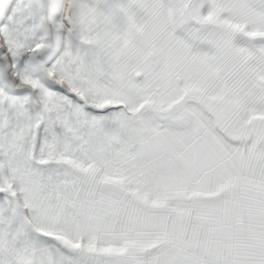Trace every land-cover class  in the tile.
<instances>
[{
    "label": "snow or ice",
    "instance_id": "snow-or-ice-1",
    "mask_svg": "<svg viewBox=\"0 0 264 264\" xmlns=\"http://www.w3.org/2000/svg\"><path fill=\"white\" fill-rule=\"evenodd\" d=\"M0 264H264V0H0Z\"/></svg>",
    "mask_w": 264,
    "mask_h": 264
}]
</instances>
